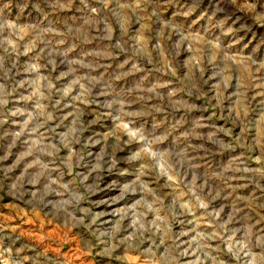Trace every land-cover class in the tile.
Wrapping results in <instances>:
<instances>
[{"label": "rangeland", "instance_id": "374dc122", "mask_svg": "<svg viewBox=\"0 0 264 264\" xmlns=\"http://www.w3.org/2000/svg\"><path fill=\"white\" fill-rule=\"evenodd\" d=\"M0 264H264V0H0Z\"/></svg>", "mask_w": 264, "mask_h": 264}, {"label": "bare ground", "instance_id": "6f19581e", "mask_svg": "<svg viewBox=\"0 0 264 264\" xmlns=\"http://www.w3.org/2000/svg\"><path fill=\"white\" fill-rule=\"evenodd\" d=\"M182 214H183V212L180 214V216H181V217H183V215H182Z\"/></svg>", "mask_w": 264, "mask_h": 264}]
</instances>
